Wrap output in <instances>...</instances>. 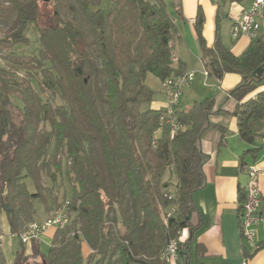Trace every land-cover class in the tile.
Instances as JSON below:
<instances>
[{
	"label": "trees",
	"instance_id": "trees-1",
	"mask_svg": "<svg viewBox=\"0 0 264 264\" xmlns=\"http://www.w3.org/2000/svg\"><path fill=\"white\" fill-rule=\"evenodd\" d=\"M5 1L7 6L0 0L5 62L0 64V215L18 235L36 221L34 200H42L49 216L62 205L56 190L66 183L73 213L46 251L41 239L32 240L31 255L23 247L14 264H28L31 257L43 264H168L162 252L170 241H180L183 228L193 227V195L206 184L204 165L210 156L201 147L202 135L218 128L220 145L227 128L210 120L213 97L187 111L177 107L178 121L187 128L174 137L163 120L165 110L145 107L156 94L147 84L148 74L164 81L185 72L183 63L175 67L173 42L180 34L167 3L50 0L49 21L42 25V0ZM244 1L217 0L211 47L201 6L194 28L209 73L219 80L228 73L242 76L229 90L237 101L229 113L240 138L253 144L264 129V89L259 90L264 71L254 74L264 64V35L252 38L240 55L221 37L224 7ZM31 25L39 32L38 49L17 53L18 45L31 44ZM258 156L259 149L245 150L240 171L247 172ZM245 200L240 187L242 211ZM173 207L176 212L167 217ZM2 235L0 227V264H8ZM85 245L91 250L87 258ZM186 247L180 241V252ZM254 254L245 247L247 259Z\"/></svg>",
	"mask_w": 264,
	"mask_h": 264
},
{
	"label": "crops",
	"instance_id": "crops-1",
	"mask_svg": "<svg viewBox=\"0 0 264 264\" xmlns=\"http://www.w3.org/2000/svg\"><path fill=\"white\" fill-rule=\"evenodd\" d=\"M253 1L246 0L243 3L229 4V10L227 15H224V19L227 18L232 21L229 28L230 45L225 43L223 39L221 22L222 40L227 46H230L236 55H240L249 46L252 38L245 35L234 38L232 26L242 17L244 11L252 5ZM169 3L167 6H169V11L180 34V37L173 42V53L177 56V65L183 63L185 72L196 73L195 81L188 85L183 92L178 109L187 111L196 102H202L213 97L215 98V105L210 120L212 123L227 128L220 145L218 128L211 126L202 135L201 147L210 156L204 165L206 184L193 195V201L196 205L191 216L193 227L183 228L180 235V241L188 243V248L186 247L181 251L186 252L187 260H184L181 255L180 259L183 263L190 262L191 264H244L245 262L246 264H264V225L260 224L258 227V245L260 248L255 251L252 258L247 259L245 256L247 243L240 227L242 209L238 201L239 188L244 189L246 193L248 181L247 173L241 172L239 167V159L242 153L249 148L259 149L258 159L250 160V165L257 164L264 171V129L263 135L259 136L253 144H247L240 138L237 120L229 113L235 109L237 101L230 97L229 90L242 80V76L236 73H228L219 80L209 73L203 60L194 21L198 7L201 6L205 14L203 33L207 45L211 47L216 37L217 0H170ZM175 3L180 5V13L177 11ZM262 13L263 16L258 18L261 23L259 36L264 35V9ZM196 58L201 62V66L195 62ZM205 72L208 74L206 75ZM162 83L158 77L152 74L147 75V84L156 91L149 108L164 109L166 107L167 97L162 88ZM260 89H264V86H261ZM220 109L226 112H222ZM218 110L219 112H217ZM259 184L264 192V174L261 175ZM260 212L264 215V205ZM1 219L2 248L8 264H14L16 253L21 247L16 246L15 238L18 237L11 233L6 215L2 214ZM55 231L54 228L49 229L41 238V242L43 238L51 242ZM27 248L26 254L32 251L31 246ZM86 248L88 247L85 245L83 249Z\"/></svg>",
	"mask_w": 264,
	"mask_h": 264
},
{
	"label": "built area",
	"instance_id": "built-area-1",
	"mask_svg": "<svg viewBox=\"0 0 264 264\" xmlns=\"http://www.w3.org/2000/svg\"><path fill=\"white\" fill-rule=\"evenodd\" d=\"M264 9V0H254L252 5L244 11L242 17L232 26V35L238 38L242 35L257 36V28L261 25H253V18L260 17ZM175 67H177V56L174 54ZM207 75L208 72H205ZM196 78L195 72H184L182 74H172L163 82L164 91L167 97V104L164 108L165 113L163 120L171 124V135L174 137L180 130V122L178 121L176 109L178 107L183 88L190 85ZM247 176H251V184L249 190H246V218L240 219L241 229L246 230V243L249 249L256 251L258 245V227L264 225V215L260 212L264 205V192L260 188L259 179L264 171L257 164L249 165ZM169 198L175 196L174 188L170 189ZM68 203L62 204L54 209L51 214L42 222H32L27 228L16 235L23 243L29 244L32 240L41 239L43 235L51 228L55 230L63 229L71 222ZM176 212V207L169 210L167 217L172 216ZM180 241L174 239L169 242L167 249L162 252V258L168 264H178L180 260ZM246 264V262L244 263Z\"/></svg>",
	"mask_w": 264,
	"mask_h": 264
},
{
	"label": "rangeland",
	"instance_id": "rangeland-1",
	"mask_svg": "<svg viewBox=\"0 0 264 264\" xmlns=\"http://www.w3.org/2000/svg\"><path fill=\"white\" fill-rule=\"evenodd\" d=\"M107 0H105L106 2ZM167 5H169V1L170 0H164ZM3 3L5 6H7L8 4L6 3L5 0H3ZM47 2H44L43 0L41 1L40 3V14H41V17H40V23L42 25L48 23V19H49V15H50V7H48V5L46 4ZM169 7V6H168ZM224 10L225 11H228L229 10V5H226L224 7ZM217 16V14H216ZM263 16V13L261 12L260 14V17ZM231 20L229 19H224L222 20V35H223V39L225 40V43H227L228 45H230V42H231V37H230V33H229V28H230V25H231ZM4 27L7 26L6 23L3 24ZM259 36V35H258ZM28 37L31 39V44L28 45V46H25V45H18L17 48H16V52L17 53H33V52H36L37 49H38V46H39V43H38V37H39V32L36 28L35 25H31L30 28H29V31H28ZM195 62L197 63V65H200L201 66V62L196 58L195 59ZM4 60L1 58V53H0V64H4ZM196 79V78H195ZM195 81V80H194ZM192 81L190 83V85L194 82ZM187 87V86H186ZM185 88H183L182 90V94H181V97H180V100L182 99V95H183V92L185 91ZM162 88L164 90V87H163V83H162ZM165 92V91H164ZM14 101L17 103V104H20V101L19 99L17 98H13ZM150 104H146L145 107H149ZM169 178V174L167 173L165 175V180H167ZM28 185H29V189L31 191L34 190V186H33V183L32 181H28ZM173 187V186H172ZM57 194H58V197H59V202L62 203V204H66L69 199V197L71 196L72 194V189L70 187V185L68 183H66V185L64 186H61V187H58L57 190H56ZM64 194L66 196H64ZM70 214V217L72 216L73 213H71V211L69 212ZM34 215H35V222H42L45 220L46 216H47V213H46V210H45V207H44V203L42 202V200L40 199H35L34 200ZM72 219V218H71ZM2 219H1V215H0V227L2 226ZM2 228V227H1ZM14 235V234H13ZM15 243H16V246L20 249L23 248V245L24 247L28 250V246H31L32 245V242H30L29 244H26V243H22V241L18 238H15ZM50 245V241H47L45 240L44 238L42 239V250L46 251L48 249ZM26 250V252H27ZM91 250L89 248H86L84 249V256L85 258H87L90 254ZM32 251H30L28 253V255H31ZM28 264H43V261L40 257H31V260H29ZM88 264V261L87 263ZM89 264H93V263H89Z\"/></svg>",
	"mask_w": 264,
	"mask_h": 264
},
{
	"label": "bare ground",
	"instance_id": "bare-ground-1",
	"mask_svg": "<svg viewBox=\"0 0 264 264\" xmlns=\"http://www.w3.org/2000/svg\"><path fill=\"white\" fill-rule=\"evenodd\" d=\"M259 17H255L253 18V25H261L259 19ZM261 28H257V36L259 34V31H260ZM257 36H251V38H255ZM187 128L186 125H183L182 123H180V130H185ZM249 184H251V176H248V181H247V184H246V190H249ZM246 202V200H245ZM246 218V210H245V203H244V208H243V211H242V214H241V219H245ZM241 232H242V235L243 237L245 238V241H246V230L245 229H241ZM167 249V247L165 248Z\"/></svg>",
	"mask_w": 264,
	"mask_h": 264
},
{
	"label": "water",
	"instance_id": "water-1",
	"mask_svg": "<svg viewBox=\"0 0 264 264\" xmlns=\"http://www.w3.org/2000/svg\"><path fill=\"white\" fill-rule=\"evenodd\" d=\"M44 2H49L50 0H43ZM264 71V64L261 66V67H259L256 71H255V75H260V74H262V72ZM180 255L182 256V258L184 259V260H187V258H186V252H180ZM184 264H187V262H185Z\"/></svg>",
	"mask_w": 264,
	"mask_h": 264
}]
</instances>
